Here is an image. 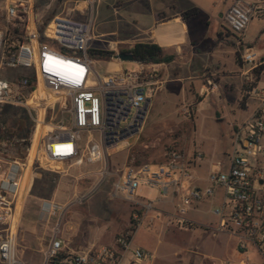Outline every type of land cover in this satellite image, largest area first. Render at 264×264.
I'll return each instance as SVG.
<instances>
[{
	"label": "built area",
	"instance_id": "2783aa9c",
	"mask_svg": "<svg viewBox=\"0 0 264 264\" xmlns=\"http://www.w3.org/2000/svg\"><path fill=\"white\" fill-rule=\"evenodd\" d=\"M3 1L6 22L25 24L26 31L25 42L14 44L11 50H6V39L0 31V71L18 67L28 69L33 75L34 90L41 81L48 90L63 92L70 99V126L63 133L45 135L37 161L41 162V157L50 164L72 162L80 165L88 161L104 165L98 183L89 193L76 196L66 204L53 200L41 203L40 219L51 225L42 263L150 264L152 255L133 244L134 230L143 215L155 211L168 198L172 212L157 210L168 224L182 230L200 227L211 236L225 235L233 241L235 252L241 255L238 264H264V86L259 85L255 76L261 62L255 63L257 54L252 47L242 38L235 42L241 62L251 64L245 71L242 90V98L250 112L231 126L230 152L224 154L227 164L211 163L204 185L182 187L184 182L193 181L192 171L200 167L204 159L201 153L187 156L180 149L170 148L161 163L130 164L114 172L106 162L109 141L117 144L140 133L148 106L163 84L157 71L141 65L136 71L97 73L95 60L88 55L94 38L92 9L83 20L73 18V10L69 9L65 15L55 14L40 33L33 11L35 0ZM87 3L92 7L95 0H87ZM260 18H264V0H232L223 15L231 35H241L252 19ZM41 37L44 42L39 41ZM59 68L68 72H61ZM29 76L11 82L0 78V105L21 103L20 90L32 88ZM205 82L204 94L217 91L213 74ZM183 111L190 116L189 108ZM95 133L99 142L92 140ZM82 135L88 137L84 144ZM9 146L13 143L2 144L0 148L7 152ZM2 151L0 225L14 221L18 199L25 194L23 181L29 165V159L22 161L13 155L5 156ZM113 174L117 178L108 196L130 205V227L119 233L110 245H92L80 252H71L60 237L65 215ZM140 185L156 188V199L136 201L135 193ZM202 203L208 204L213 223L200 225L185 216L186 211L197 212ZM61 254L65 256L58 260ZM0 264H21L16 258L12 235L0 239ZM224 264L234 263L226 261Z\"/></svg>",
	"mask_w": 264,
	"mask_h": 264
},
{
	"label": "rangeland",
	"instance_id": "374dc122",
	"mask_svg": "<svg viewBox=\"0 0 264 264\" xmlns=\"http://www.w3.org/2000/svg\"><path fill=\"white\" fill-rule=\"evenodd\" d=\"M165 1L168 0L153 1L154 8ZM231 1L169 0L176 10L183 13L196 9L197 14L188 16L187 20L190 32L196 38V46L207 58L198 60L202 68L199 73L191 75L194 80L167 83L168 86L161 91L165 95L163 97L165 102H151L138 135L117 144L110 141L106 144L109 148L106 162L110 171L114 172L130 164L161 163L168 149L177 148L187 156L195 153L203 155L200 167L192 171L193 181L184 182L182 187L193 184L202 186L211 163L221 161L223 165L227 164L224 154L229 153L231 148L229 123L246 118L250 112L248 108L246 112H242L238 108L239 102L238 105L236 103L240 94L239 83L242 80L240 72L251 66L243 64L240 58L239 66L243 65L242 69L234 63L235 55L239 57L235 46L237 39L242 38L256 52L255 63L261 62L263 65L258 82L260 86H264V18L252 19L244 33L224 37L226 39L224 46L215 48L217 35L228 30L223 15ZM64 3L65 0H35L33 11L37 29L39 30L53 15H65L67 8L73 6V4L65 6ZM113 3L114 0H101L98 9L96 5L93 34L102 33L99 39L104 42L96 46L97 42L94 41L91 48L109 50L108 40L115 39V32L125 27L124 22L120 21V11L108 8V5ZM4 6V1L0 0V31L6 39L7 50L16 44L15 41H11L9 32L10 24L15 21L6 22ZM72 17L79 18L76 14H72ZM85 18L84 15L80 19ZM20 26H24L26 31L25 24ZM109 62L119 61L112 57ZM109 68L106 61H94V69L100 75L117 72ZM139 68L138 63H121L122 70L136 71ZM232 68L236 69L231 80L235 88L233 93L232 88L226 86L224 90L221 88L207 95L199 105L201 96H196L199 95L197 89L204 84V77L213 73L219 81L220 76L217 72ZM22 70L21 67L2 70L0 78L11 82L20 75L31 73L30 70ZM44 89V91L38 88L20 90L23 96L21 103L0 105V147L2 144L13 143V146L7 147V152H3L1 148L0 152L2 151L5 156L13 155L22 161L29 159L28 174H25L23 181L25 194L18 199L14 221L0 225V239L12 235L16 258L21 264H43L42 253L48 244L51 225L40 219L41 203L44 200H53L66 204L76 196L89 193L98 183L104 167L102 162L84 161L80 165L72 162L50 164L41 157V162L37 161L45 135L51 132L63 133L71 123L69 97L63 92L53 93L46 87ZM240 107L243 108L244 105L240 104ZM184 108L190 109L189 117L185 115ZM87 139L86 135H82V144ZM92 140L99 142L96 133L92 135ZM27 143L28 145H25ZM116 178L114 174L108 176L81 204L70 208L63 220L65 223L63 239L72 237L75 231L74 233H78V237L82 239L93 237L94 242L103 243L107 238L116 237L130 227L132 209L129 204L119 199L112 200L108 196L111 184ZM157 195L156 188L140 185L136 190L135 200L154 201ZM155 209L142 216L133 236V244L152 255L150 264H224L226 261L238 264L241 255L235 252L230 238L222 234L211 236L200 227L182 230L168 224L166 218L157 212V210L172 212L173 207L168 198ZM185 216L200 225L214 222L207 203L199 204L197 212L186 211ZM98 233H102L105 238L95 236ZM67 242L73 246V242L66 240Z\"/></svg>",
	"mask_w": 264,
	"mask_h": 264
},
{
	"label": "crops",
	"instance_id": "0c3cea01",
	"mask_svg": "<svg viewBox=\"0 0 264 264\" xmlns=\"http://www.w3.org/2000/svg\"><path fill=\"white\" fill-rule=\"evenodd\" d=\"M101 0H95L93 6H89L87 0L77 1V0H65L64 5L73 4L72 7L67 8V10H73L72 14L78 15V19L82 18L89 9H92L93 12V20L96 12V5L98 9V4ZM153 1L155 0H114L112 5H108L112 7V9H118L121 14L119 17L121 18L120 21L124 22L125 27L122 30L115 32L114 36L115 39H109V50L119 52L120 49L130 48L134 44L137 43H155L159 47L162 48L163 52L166 54L175 55V60L168 64H140L144 65L150 69L157 71L159 77L162 80V87L159 90L161 93L164 87H167V83L169 82H184L189 80H194V77L191 75L197 74L201 71L202 65L199 63L198 60L206 59V56H203L199 48L196 46L195 36L190 32L188 18L183 17V12L180 10H176L172 4H170L169 0L163 3H160L156 8H154ZM147 3V4H146ZM70 6V5H69ZM80 12L79 10H82ZM197 14V13H196ZM194 14V15H196ZM103 34H93L94 38L92 42H97L96 46H100L101 42H104L99 39ZM224 42L226 39L224 37L220 38L216 37L215 41V48H220L219 46H224ZM115 52V53H116ZM237 54V53H236ZM238 56V55H237ZM235 55L234 63L239 66V60ZM109 64V70L120 71L121 69V62L118 63L114 62H107ZM204 66V65H203ZM242 69V68H241ZM28 69H24L22 71H26ZM245 70L240 72V76L242 80L239 83V90L240 94L236 99V103L238 105L239 102V110L242 112H246V103L245 100L242 98V90H243V82L245 80ZM217 72V71H215ZM236 72L235 68L226 71H219L220 79L217 80L216 76L213 73H209V75L213 74L215 76V81L217 83V91L219 89H223L228 86L232 88V93L234 91V85L232 83V75ZM262 73V72H261ZM21 74V73H20ZM31 74V73H30ZM28 75H20L22 76H29ZM206 75L204 77V84L198 88L199 95L201 99L199 100V105L203 102L204 98L209 95L210 93L204 94L203 91L206 86V79L209 77ZM260 76V75H259ZM16 79V78H15ZM225 79V81H222ZM182 85V84H181ZM183 86V85H182ZM158 92V93H159ZM152 99V101L157 103L165 102L164 98L165 95L163 92L161 93L162 99L159 98L160 93ZM195 97V96H193ZM240 99V100H239ZM151 101V102H152ZM192 102V100L190 99ZM152 102V103H153ZM168 102V101H167ZM175 102V101H173ZM151 104V103H150ZM240 104L244 105V107H240ZM242 105V106H243ZM150 106V105H149ZM226 107V106H224ZM227 110V109H226ZM197 113V111H196ZM225 116V114H224ZM197 119V116H196ZM244 119V118H243ZM242 120V119H240ZM196 121V120H195ZM239 121V120H235ZM232 121L229 123V127L231 128L232 124L235 122ZM205 184V183H204ZM130 206V205H129ZM131 208V207H130ZM65 223H62V230L60 237L63 239V231H64ZM75 230V229H73ZM75 232V231H74ZM72 237L63 239L65 243L66 249L70 250L71 252H80L86 247H90L92 245H110L113 243L115 237H109L103 243L94 242L93 237L90 238H80L78 237V233H74ZM100 235L102 238V233H98L95 236ZM94 236V237H95ZM66 240H70L73 246L69 242L66 243ZM137 246V245H136Z\"/></svg>",
	"mask_w": 264,
	"mask_h": 264
},
{
	"label": "trees",
	"instance_id": "16d2710c",
	"mask_svg": "<svg viewBox=\"0 0 264 264\" xmlns=\"http://www.w3.org/2000/svg\"><path fill=\"white\" fill-rule=\"evenodd\" d=\"M196 13H197L196 9H192V10L184 12L183 17L187 18L188 16H192ZM45 24L46 22L42 25V27H40L39 29L40 33H42ZM9 32L12 37V40H11L12 42L15 41L16 44L25 42L24 26L21 27L18 23H12L9 26ZM229 35H231L229 32H226L223 34L219 33L218 37L222 38V37H227ZM39 41L44 42V38L41 37ZM9 49L11 50L12 47H8L7 50ZM119 52L131 53L134 57V60L138 64H168L175 60V55L164 53L161 47H159L155 43H150V42L149 43H137L131 46L130 48L120 49ZM88 55L93 60H101V61L109 62L110 59L115 55V52L110 51V50L90 48L88 50ZM262 71H263V65H260L258 69L255 71V76L257 79H259V75L261 74ZM28 79H29V85H32L31 89L33 90L35 87V84L34 83L32 84L31 82V80H33V75H30ZM20 80H21V77L17 78V81H20ZM25 145H28V143ZM135 166H138V164H135ZM64 256H65L64 254H61L58 257V260L62 259Z\"/></svg>",
	"mask_w": 264,
	"mask_h": 264
},
{
	"label": "water",
	"instance_id": "95a60500",
	"mask_svg": "<svg viewBox=\"0 0 264 264\" xmlns=\"http://www.w3.org/2000/svg\"><path fill=\"white\" fill-rule=\"evenodd\" d=\"M113 59H116V60L120 61L121 63H124V62L137 63L134 60L133 55L131 53H127V52H116L115 55L113 56Z\"/></svg>",
	"mask_w": 264,
	"mask_h": 264
},
{
	"label": "bare ground",
	"instance_id": "6f19581e",
	"mask_svg": "<svg viewBox=\"0 0 264 264\" xmlns=\"http://www.w3.org/2000/svg\"><path fill=\"white\" fill-rule=\"evenodd\" d=\"M31 27V26H30ZM65 69V68H64ZM61 72H64V71H61ZM37 88L39 89V90H45L44 89V84L41 82V81H39V83H38V86H37ZM42 91V92H43ZM28 174V169H27V173H26V175Z\"/></svg>",
	"mask_w": 264,
	"mask_h": 264
},
{
	"label": "clouds",
	"instance_id": "9594fccd",
	"mask_svg": "<svg viewBox=\"0 0 264 264\" xmlns=\"http://www.w3.org/2000/svg\"><path fill=\"white\" fill-rule=\"evenodd\" d=\"M60 71H64L65 73L68 72L67 69H64V68H59Z\"/></svg>",
	"mask_w": 264,
	"mask_h": 264
}]
</instances>
